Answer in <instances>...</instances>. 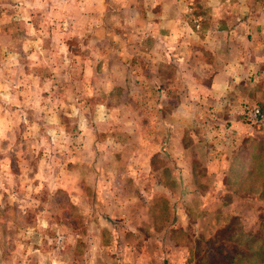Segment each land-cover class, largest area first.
I'll use <instances>...</instances> for the list:
<instances>
[{
    "label": "rangeland",
    "instance_id": "obj_1",
    "mask_svg": "<svg viewBox=\"0 0 264 264\" xmlns=\"http://www.w3.org/2000/svg\"><path fill=\"white\" fill-rule=\"evenodd\" d=\"M158 16L264 30V0H0V264H264L261 161L229 168L224 146L216 164L200 137L222 140L227 118L173 115L172 89L151 100ZM223 172L238 196L220 195Z\"/></svg>",
    "mask_w": 264,
    "mask_h": 264
},
{
    "label": "crops",
    "instance_id": "obj_2",
    "mask_svg": "<svg viewBox=\"0 0 264 264\" xmlns=\"http://www.w3.org/2000/svg\"><path fill=\"white\" fill-rule=\"evenodd\" d=\"M72 2L76 3V0H72ZM163 17L158 16L155 22L152 21L157 31L151 34L156 40L154 50L157 52V54L154 53L157 57L153 58V63H151L156 69L151 75L153 79L151 86L155 93L152 96V102L159 94L162 96L164 93L166 97L164 101H166L168 99L167 89H172L177 94L178 100V103L171 109L174 112L173 115H188L190 109L195 108L198 111L201 108L206 111L207 122L213 121L214 114L219 117L220 121L222 115L227 118L226 121H229V125H226L228 127H217L218 135L223 136L222 140L214 139L212 136L216 133L211 129L207 134L209 139L204 140L200 137L202 140L200 147L207 151L206 158L210 160L217 155L215 159L217 164L220 162V157L216 154L217 152L215 153L213 147L222 148L225 146V150L229 149L230 154V157L227 155L229 160L226 162H229V168L235 162L236 154L240 151L247 154L249 161L260 160L258 176L261 186L253 190L250 196L263 198L264 126L259 129H249L246 124L239 121L240 106H238L240 103L256 104L264 110V30L258 28L259 16L254 18L253 22L249 18L251 27H248L247 30L215 27L198 31L190 29L188 25L184 27L186 16L185 19H182L181 16ZM239 20L247 21L246 18ZM234 25L238 26V19L235 20ZM241 33L244 34L245 40H249L246 49L241 42H245L243 39H239L238 42V38H242L243 34ZM225 38L227 42L224 41ZM180 40L196 43L199 45L197 51L190 48L187 56L183 53L180 56H175V53L180 50V44H178ZM183 50L186 52V49ZM205 55L209 59H206ZM166 61L167 63H178V66L173 69L172 77L169 78L159 71L163 67L162 62ZM124 65L127 67L129 64L125 62ZM136 78L139 79V84L145 85L141 73L137 74ZM162 83L166 86V91L160 86ZM191 99L198 101L196 106L195 104L191 106L189 103ZM237 112L239 114H234ZM193 114L195 115V113ZM213 123L215 122L213 121ZM0 131H2L1 127ZM248 149L249 151H246ZM236 174L223 172L219 186H217L220 189V195L238 196L239 191L234 189L235 182L238 180ZM228 202L230 204L231 200ZM261 205L264 208V203Z\"/></svg>",
    "mask_w": 264,
    "mask_h": 264
},
{
    "label": "built area",
    "instance_id": "obj_3",
    "mask_svg": "<svg viewBox=\"0 0 264 264\" xmlns=\"http://www.w3.org/2000/svg\"><path fill=\"white\" fill-rule=\"evenodd\" d=\"M250 118L252 120L253 123L255 122H262L264 119V116L262 115V113L258 110V108L256 107H251L250 110Z\"/></svg>",
    "mask_w": 264,
    "mask_h": 264
},
{
    "label": "trees",
    "instance_id": "obj_4",
    "mask_svg": "<svg viewBox=\"0 0 264 264\" xmlns=\"http://www.w3.org/2000/svg\"><path fill=\"white\" fill-rule=\"evenodd\" d=\"M262 210L264 211V208H262ZM232 215H229V217H231ZM213 254V253H212ZM218 256V255H217Z\"/></svg>",
    "mask_w": 264,
    "mask_h": 264
}]
</instances>
